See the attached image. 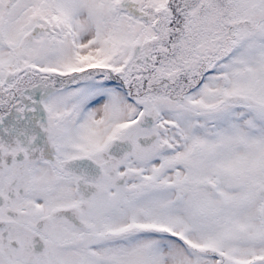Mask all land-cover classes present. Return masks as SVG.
Wrapping results in <instances>:
<instances>
[{"label":"snow or ice","instance_id":"snow-or-ice-1","mask_svg":"<svg viewBox=\"0 0 264 264\" xmlns=\"http://www.w3.org/2000/svg\"><path fill=\"white\" fill-rule=\"evenodd\" d=\"M0 264H264V0H0Z\"/></svg>","mask_w":264,"mask_h":264}]
</instances>
